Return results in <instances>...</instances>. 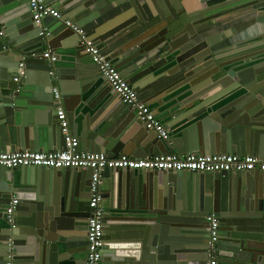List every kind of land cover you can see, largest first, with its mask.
I'll list each match as a JSON object with an SVG mask.
<instances>
[{"label":"water","instance_id":"95a60500","mask_svg":"<svg viewBox=\"0 0 264 264\" xmlns=\"http://www.w3.org/2000/svg\"><path fill=\"white\" fill-rule=\"evenodd\" d=\"M46 1L64 15L38 25L28 0H0L1 152H49L54 144L61 151L57 109L68 106L71 96L70 128L83 150L111 149L113 158L119 152L146 158L172 151L264 157V33L232 41L264 24L258 8L264 0ZM236 14L224 37L201 35L209 23ZM68 21L91 29L98 45L123 31L136 33L135 42L111 57L113 63L134 47L139 51L127 62L157 50L154 63L122 74L133 86L157 91L149 105L164 115L169 141L149 133L108 88L93 98L102 86L88 77L92 58L83 55L81 37ZM46 48L59 55L56 62L44 57ZM22 63L27 72L16 82ZM113 171L101 187V264H208L212 215L220 223L214 244L219 264H264V172ZM93 174L0 168V264H86ZM14 200L19 203L9 223Z\"/></svg>","mask_w":264,"mask_h":264},{"label":"built area","instance_id":"2783aa9c","mask_svg":"<svg viewBox=\"0 0 264 264\" xmlns=\"http://www.w3.org/2000/svg\"><path fill=\"white\" fill-rule=\"evenodd\" d=\"M29 6L34 12L36 24H42L43 20L52 17L61 19L62 14L55 6L46 0H28ZM66 25L72 28L80 37L81 44L85 47V53L92 58V61L99 68L100 73L106 77L109 86L122 99L123 104L133 109L139 120L149 133H155L163 141L170 140V131L160 122L149 105L141 99L138 91L129 83L123 74L104 54L101 48L93 39L87 37L84 29L71 21ZM51 62L57 61V56L52 52L44 54ZM26 75V65L22 63L19 68L16 82H21ZM55 99L60 101L61 93L58 88L54 89ZM58 110L59 126L64 137L65 148L58 152H39L23 150L16 152L0 151V168L16 170L18 168H47V169H93V179L91 185L92 209L88 230V253L86 264H101L105 241V210L101 207L103 192L101 190L104 181V172L110 170H155L166 172H196L200 174H216L222 172H264V157L255 155H228V154H207L197 153L179 155L172 153L169 155H159L152 158L137 159L129 156L120 158H110L106 154H95L84 152L80 149V140L71 134L69 121L65 108L60 105ZM19 201L14 200L8 209V221L13 222L15 207ZM210 224V259L208 264H219L217 250L214 244L219 239L220 223L215 216L208 217ZM12 264V263H10Z\"/></svg>","mask_w":264,"mask_h":264},{"label":"crops","instance_id":"0c3cea01","mask_svg":"<svg viewBox=\"0 0 264 264\" xmlns=\"http://www.w3.org/2000/svg\"><path fill=\"white\" fill-rule=\"evenodd\" d=\"M49 3V2H48ZM50 4V3H49ZM53 6H55L56 8H57V10L58 11H60V13L62 14V16L64 15V12H62V9L61 8H59L58 7V4H56V3H51ZM260 7V9H263L264 10V1H263V3L262 4H260V6H258V8ZM70 12V11H69ZM65 13H67V12H65ZM256 13V12H255ZM115 15H117V14H115ZM238 14H236V15H232V16H229V17H226V18H223V19H221V20H217V21H214V22H212V23H209L208 25H206L205 26V28H202V29H200V32H201V35L202 34H205L207 37H209V36H211V35H213V36H216V35H222L223 37L225 36V32H229V31H232L233 30V26H235V25H233V19L237 16ZM260 15H264V13H262V14H260ZM254 16V15H253ZM231 21V22H230ZM128 21L127 20H125L124 22L122 21V22H120V23H118V24H116V25H114V26H112V28H118V27H121L122 25H124V24H126ZM79 27H81V26H79ZM82 28V27H81ZM72 29V28H71ZM82 29H84V32L85 33H87V37H89V39H93L94 41H95V43L98 45V42H97V36L96 35H90L89 33H90V31H91V29H89V28H82ZM232 29V30H231ZM264 33V24H260V23H258V24H256L255 26H253V27H251L250 29H248V30H246L245 32H243V33H241V34H238V35H235L234 37H232V41L234 42V43H236V42H238V41H242V40H244V39H246V38H248V37H251L252 35H255V36H257V35H259V34H263ZM136 37V33H130V32H128V30L127 31H123V32H121L120 34H118L116 37H114L113 39H111V40H109L108 42H105L103 45L102 44H99L98 46L101 48V50H102V52L104 53V54H106L108 57H109V59H111V57H113L114 55H116L117 53H119V52H121V50H123L124 48H127V47H129V45H131L133 42H135L134 41V38ZM112 40H114V42H113V44H111L110 42L112 41ZM202 41H204V38L203 39H197V43H200V42H202ZM228 42H229V40H227ZM196 43V44H197ZM193 45L194 44V41H192V42H190V45ZM139 48L140 47H134V48H131L130 50H128V51H124L123 53H121V55L117 58L118 59V62L116 63L115 61L116 60H114V62L115 63H113L115 66H116V64L120 67V65H123L122 66V68H117V66H116V68L121 72V73H126V74H129L131 71H133V70H135L136 68H141V67H143V66H145V65H148L149 63H154L155 62V60H156V53H157V50H155L154 52H152L151 54H149V55H147V56H145L142 60H140V59H135V60H133L132 62H127L128 61V59H132L134 56H136V54L138 53V51H139ZM49 48H46L45 49V53L46 52H49V50H48ZM55 55V54H54ZM84 56H85V58L89 61L90 60V58L89 57H87L86 56V53L84 52V54H83ZM55 56H57V58H59V55H55ZM61 57V56H60ZM111 62H112V60H111ZM127 62V63H126ZM80 63V62H79ZM89 66L92 68V72H91V74L88 76L90 79H96L97 80V82H96V84H100L99 85V87H98V89L99 88H101V86H102V88H101V90H99V91H95V94H94V96H93V98H95V97H97L101 92H102V89H104V88H108L110 91L109 92H111L110 94H112V96H114V98H117L118 100H120V102H122L121 101V99H120V97H118V95L116 94V93H114V91H112L113 89L109 86V84H108V82L106 81V80H104L103 82H101L100 80H103V78H104V76L100 73V71H99V68L97 67V65H95V63L93 62V61H91V62H89ZM173 65H171V64H169V65H167L165 68L166 69H170L171 67H172ZM26 70H27V68H26ZM27 72V71H26ZM131 74V73H130ZM133 75V74H132ZM133 77V76H132ZM88 78V79H89ZM140 83H143V81L142 82H140ZM96 84H95V86H96ZM137 86H133L134 88L136 87L137 89H139V90H137L136 88V91H138L139 92V94H140V96H141V99L142 100H144L148 105H149V101H150V99L152 98V96L154 95L153 93H156L157 91H153L151 88H142L141 86H140V84H136ZM95 90H96V87H95ZM101 96V95H100ZM99 96V97H100ZM72 97L70 96L69 97V101H68V106L67 105H63L62 104V106L65 108V110H66V113H67V118H68V107H70V103H71V99ZM98 99V98H97ZM125 106V111H128V112H135L133 109H131L130 107H128L127 105H124ZM149 107L151 108V110L154 112V114L156 115V112L152 109V107H151V105H149ZM136 113V112H135ZM157 116V115H156ZM163 117H164V115L163 116H157V118H158V120L160 121V122H162L163 123ZM135 120H139V118H138V115H137V113H136V118H135ZM68 121H69V118H68ZM58 124H59V121H58ZM69 127H70V121H69ZM166 127V126H165ZM114 128H116V126H114ZM70 131H71V134L74 136V137H76V135L74 134V132H73V130L70 128ZM118 132V131H117ZM117 132H116V134H117ZM117 136H119V137H121L122 135H120L119 134V132H118V135ZM78 138V137H77ZM79 139V138H78ZM80 140V139H79ZM58 148V145L56 146V144H54V150H49V152H58V151H60V150H56ZM61 148H62V150L65 148V142H64V137H63V135H62V142H61ZM80 149L82 150V151H84V152H90V150L88 149V150H83V147H82V143L80 142ZM18 151H23V150H18ZM112 150L111 149H109V150H107L105 153H101V154H106L108 157H110V158H113L112 157V152H111ZM134 152H132V153H135L136 152V148H135V150H133ZM13 152H16V151H13ZM90 153H93V152H90ZM172 153H174L173 151H172ZM95 154H97V153H95ZM115 155V154H114ZM124 155H126V156H129V157H131V158H136V157H134V155H128V154H126V153H123V152H119V154H117L116 156H115V158H120V157H122V156H124ZM161 155H165V154H161ZM152 157H155V156H152ZM151 156H149V157H146L147 159L148 158H152ZM146 158H137V159H146ZM113 174H115V171H113V170H110V169H108V170H106L105 172H104V181H106V182H110V180H111V176L113 175ZM110 185V184H109ZM33 188V186L31 187V186H27V189H32ZM86 244H87V242H86Z\"/></svg>","mask_w":264,"mask_h":264},{"label":"flooded vegetation","instance_id":"af4514ba","mask_svg":"<svg viewBox=\"0 0 264 264\" xmlns=\"http://www.w3.org/2000/svg\"><path fill=\"white\" fill-rule=\"evenodd\" d=\"M105 217H106V213H105ZM88 230H89V228H88ZM86 245H87V253H88V243H87ZM209 256H210V255H209ZM84 257L86 258L87 255H84Z\"/></svg>","mask_w":264,"mask_h":264}]
</instances>
